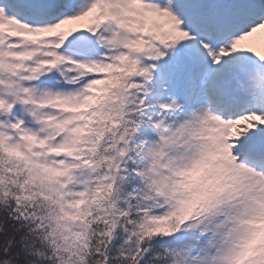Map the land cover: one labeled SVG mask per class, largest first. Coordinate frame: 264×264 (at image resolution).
<instances>
[{"label": "snow or ice", "instance_id": "1", "mask_svg": "<svg viewBox=\"0 0 264 264\" xmlns=\"http://www.w3.org/2000/svg\"><path fill=\"white\" fill-rule=\"evenodd\" d=\"M0 264H264V0H0Z\"/></svg>", "mask_w": 264, "mask_h": 264}]
</instances>
